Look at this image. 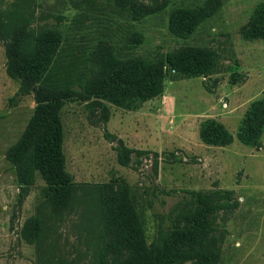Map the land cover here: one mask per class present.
<instances>
[{
	"label": "rangeland",
	"instance_id": "1",
	"mask_svg": "<svg viewBox=\"0 0 264 264\" xmlns=\"http://www.w3.org/2000/svg\"><path fill=\"white\" fill-rule=\"evenodd\" d=\"M264 0H0V19L35 33L52 28L64 35V49L84 77L99 83L111 69L92 68L113 53L121 65L145 57L189 48L214 51L215 70L207 76H165L162 95L140 107L124 108L107 97L64 101L65 169L75 193L69 206L52 201L50 185L38 173L24 194L10 147L22 136L35 110L32 93L13 103L20 83L7 72V41L0 39V264H106L130 256L115 230L100 240L105 218L90 209L87 190L103 187L109 210L124 190L139 203L147 240L159 241L180 215L202 205L192 196L233 190L228 207L197 216L203 224L198 242L183 245L181 253L214 249L212 264H264V130L260 148L238 139L248 109L264 98V38L242 32ZM178 7L197 8L207 15L188 38L175 36L169 16ZM134 9L142 17L134 18ZM210 87L211 89H208ZM223 123L233 134L227 145L209 144L201 129L205 120ZM107 127L131 148L148 152L137 167L118 162L117 152L104 136ZM135 154H133L134 156ZM157 162L158 174L154 173ZM40 218L42 238L30 243Z\"/></svg>",
	"mask_w": 264,
	"mask_h": 264
},
{
	"label": "trees",
	"instance_id": "2",
	"mask_svg": "<svg viewBox=\"0 0 264 264\" xmlns=\"http://www.w3.org/2000/svg\"><path fill=\"white\" fill-rule=\"evenodd\" d=\"M141 17V10L134 9V18ZM206 17V13L200 9L178 7L170 13L169 27L175 36L188 38ZM242 32L264 38V2L255 8L242 27ZM0 39L7 41V72L20 83L12 98L13 103L26 93H32L36 102L26 129L10 147L7 157L17 169L25 195H28L39 173L50 185L52 201L65 207L72 205L75 193L72 177L65 169V132L60 118L64 101L107 97L112 103L124 108H131L133 102L135 107H140L164 93L165 76L168 73L175 72L183 77L207 76L216 67L214 51L208 47L168 52L162 54L158 61L141 57L129 65H121V61L109 53L97 61L92 72L100 67H108L111 69L110 74L99 83H93L84 77L81 62L77 64L73 58H69L68 50L63 46L64 35L60 30L48 28L35 33L23 25L5 23L0 19ZM263 130L264 98L248 109L237 136L241 142L260 148L262 143L259 136ZM201 134L209 144L227 145L234 141L227 127L214 119L203 122ZM104 136L116 142L113 148L121 165L137 167L141 157L148 152L129 147L107 127L104 128ZM154 173L158 174L157 162L154 164ZM87 192L90 209L99 212L106 220L100 240L118 230L121 233V248L130 252L128 258H116L112 264H212L218 258V252L214 249L181 253L179 248L183 245L194 246L198 242L204 226L195 217L228 207L227 203L234 195L233 190L220 191L214 195L192 193L202 206L180 214L191 218V222L180 225L174 221L173 227L163 232L157 243L151 244L147 240L138 200L135 196L133 200L128 190L122 191L111 213L109 199L102 186ZM34 228L33 233L29 234L27 230L24 232L30 243L42 238L40 218L34 220ZM100 255V264H106L105 251L102 250Z\"/></svg>",
	"mask_w": 264,
	"mask_h": 264
}]
</instances>
